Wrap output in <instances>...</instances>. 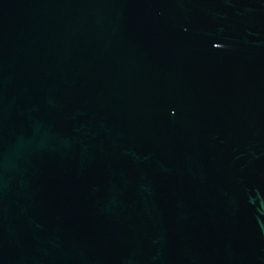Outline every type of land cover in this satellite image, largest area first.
Returning a JSON list of instances; mask_svg holds the SVG:
<instances>
[{
	"label": "water",
	"instance_id": "1",
	"mask_svg": "<svg viewBox=\"0 0 264 264\" xmlns=\"http://www.w3.org/2000/svg\"><path fill=\"white\" fill-rule=\"evenodd\" d=\"M0 264H264V0H0Z\"/></svg>",
	"mask_w": 264,
	"mask_h": 264
}]
</instances>
